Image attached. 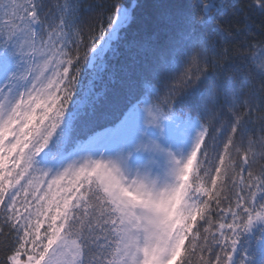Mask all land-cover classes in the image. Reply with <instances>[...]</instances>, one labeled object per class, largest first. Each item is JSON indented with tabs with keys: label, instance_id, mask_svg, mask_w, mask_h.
Returning <instances> with one entry per match:
<instances>
[{
	"label": "snow or ice",
	"instance_id": "snow-or-ice-1",
	"mask_svg": "<svg viewBox=\"0 0 264 264\" xmlns=\"http://www.w3.org/2000/svg\"><path fill=\"white\" fill-rule=\"evenodd\" d=\"M236 8L0 0V264H264V41Z\"/></svg>",
	"mask_w": 264,
	"mask_h": 264
},
{
	"label": "trees",
	"instance_id": "trees-1",
	"mask_svg": "<svg viewBox=\"0 0 264 264\" xmlns=\"http://www.w3.org/2000/svg\"><path fill=\"white\" fill-rule=\"evenodd\" d=\"M49 3H55L56 0H47ZM97 0H83V3H96ZM128 3L136 2L143 3L144 0H127ZM230 3L237 5L234 16H228L225 18V27L231 25L232 29H246L247 30V38L254 46L260 45L261 41H264V23H262V18L259 17L258 14L249 15L247 10V4L250 0H229ZM247 18V19H245ZM241 41L239 39L235 40L231 46L239 47ZM244 54H248L247 50H244ZM256 103H259L257 100ZM254 115H264V106H261L258 111L254 112ZM258 125V122H257ZM264 166V160L258 159L257 164L255 166V170H259L260 167ZM193 264H196V259L193 258Z\"/></svg>",
	"mask_w": 264,
	"mask_h": 264
}]
</instances>
